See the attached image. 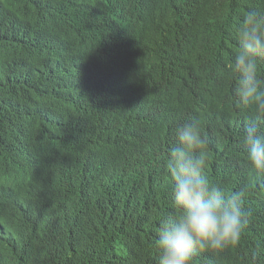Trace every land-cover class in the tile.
Listing matches in <instances>:
<instances>
[{
  "label": "trees",
  "instance_id": "1",
  "mask_svg": "<svg viewBox=\"0 0 264 264\" xmlns=\"http://www.w3.org/2000/svg\"><path fill=\"white\" fill-rule=\"evenodd\" d=\"M1 1L21 24L0 12V264H157L156 232L171 207L164 162L175 128L191 120L207 139V176L246 189L251 210L237 247L199 258L253 264L255 251L264 264L255 212L264 177L238 152L252 110L167 96L232 80L234 29L249 10L264 14V0ZM129 116L144 118L138 152L116 144L113 127ZM132 166L140 189L116 197V168Z\"/></svg>",
  "mask_w": 264,
  "mask_h": 264
},
{
  "label": "clouds",
  "instance_id": "2",
  "mask_svg": "<svg viewBox=\"0 0 264 264\" xmlns=\"http://www.w3.org/2000/svg\"><path fill=\"white\" fill-rule=\"evenodd\" d=\"M9 10L14 23L21 24L11 8L0 0V12ZM234 43L237 45L227 67L232 80L225 81L214 88H203L195 85H182L168 94L172 103L193 98L202 103L205 98L216 99L219 103L214 109H220L229 103L238 108L251 109L253 115L244 126L242 145L239 149L257 177H264V14L249 10L243 15L234 29ZM60 41H54L53 54H57ZM153 63V71L158 65ZM147 63V64H148ZM153 79L146 85L140 103L148 97V88ZM132 96L135 87H128ZM211 110V111H212ZM142 120L128 118V124L117 122L113 127L118 133L120 146L132 145L140 137L138 128ZM175 142L169 146L164 166L170 180L169 200L171 207L165 211L158 224L154 248L157 253V264H215L206 258H199L207 252L222 253L226 249L237 247L249 223L251 210L246 205L247 191L244 188L227 191L213 182L206 174L208 154L207 139L202 134L198 120L183 122L175 128ZM211 155L213 152L208 150ZM138 152V151H137ZM151 177V173L145 174ZM144 176H138L134 166L116 168L113 179V192L124 194L126 187L131 192L140 189ZM263 204L255 208L258 219L264 218ZM264 229V225L259 227ZM257 252L251 253L253 264Z\"/></svg>",
  "mask_w": 264,
  "mask_h": 264
}]
</instances>
